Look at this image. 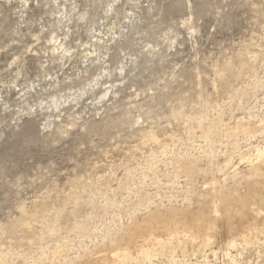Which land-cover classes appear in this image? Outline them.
Wrapping results in <instances>:
<instances>
[{"label": "rangeland", "instance_id": "1", "mask_svg": "<svg viewBox=\"0 0 264 264\" xmlns=\"http://www.w3.org/2000/svg\"><path fill=\"white\" fill-rule=\"evenodd\" d=\"M258 150L264 0H0V264H93L150 213L220 215ZM219 227L124 264H264V237Z\"/></svg>", "mask_w": 264, "mask_h": 264}, {"label": "bare ground", "instance_id": "2", "mask_svg": "<svg viewBox=\"0 0 264 264\" xmlns=\"http://www.w3.org/2000/svg\"><path fill=\"white\" fill-rule=\"evenodd\" d=\"M242 125L244 124L242 123ZM242 128L243 132H245L244 129L247 130L249 126L247 127L244 125ZM248 130L247 132H249ZM263 152L264 151L258 150L256 154L258 155V159L263 156ZM248 157H250V155ZM178 166L182 172L191 177L197 170V161L189 157L185 162H182L181 166ZM245 178L250 183L249 187H247L244 192H238L237 189L232 191L227 187H223L220 190L218 195V200L221 205V209L219 210L221 211L220 215L217 214L218 205L215 204L214 201L212 202L214 209H211V212L214 211V214H207L205 210L203 212L202 209L196 212L191 210H175V212L173 211L174 213L171 212L172 214L166 215L159 212L150 213L145 223L134 224L128 227L127 231L124 233L125 235L116 233L117 235L112 237L110 248L115 252L114 256L112 255L113 259L107 254H102L99 256L101 258L96 260L93 264H124L128 263V260L134 259L137 261V259L141 257L143 259H151V257L154 256L152 253L154 248L166 250L171 247L174 248V240L180 243V234H182V232L187 233L186 242L191 241L200 243V241L205 240L209 242V244H212L219 236V234H217L218 229H216L219 226L224 227L227 237L230 238L228 243L231 245L234 244V239L238 236H241L243 239H247L248 237L262 239L264 237V229L262 230L261 228L264 227L262 225L260 228V226L261 223L264 224V164L262 162L252 163ZM234 220L237 221L235 222ZM219 221L223 225L217 226ZM160 233L166 234L168 238H160ZM192 235L193 237L191 238ZM133 247L141 248V256H133ZM62 250L63 247H60L53 255L55 261L58 260L59 257L56 253L61 254ZM2 257H4V255Z\"/></svg>", "mask_w": 264, "mask_h": 264}]
</instances>
